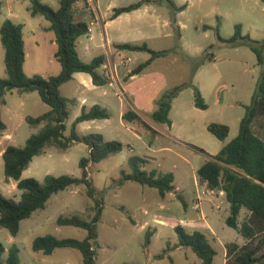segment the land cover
Wrapping results in <instances>:
<instances>
[{"label":"rangeland","instance_id":"374dc122","mask_svg":"<svg viewBox=\"0 0 264 264\" xmlns=\"http://www.w3.org/2000/svg\"><path fill=\"white\" fill-rule=\"evenodd\" d=\"M139 1L93 0L89 3L88 0H79L76 15L78 19H85L93 29L94 41L88 40L89 34L78 40L79 54L86 62L97 57L101 52L99 45L106 42L113 47V51L116 50L115 45L121 43H147L155 51H170L167 56L153 61L144 73L133 78V83L125 85V88L134 92L133 97L128 96V99L141 112V121H134L133 125L123 122L120 102L113 89L107 85L93 88L92 92L88 87L83 88L73 81L61 88L64 97L86 98L88 105L105 102L106 99L112 104L111 118L79 126L80 136L99 133L107 140L124 144L122 152L89 167V177L104 198V211L98 224L96 264H201L191 249L171 250L164 258H157L170 243L172 247L178 244L179 236L175 230L155 220H191L200 214L191 208L197 170L204 158L209 160L210 156L218 154L238 136L240 122L246 114V107L252 102L261 76L257 56L247 44L231 46L224 41H229L234 36L235 26L241 24L243 35L263 42L264 3L261 0H173L178 7L186 6L184 11L177 13V23L174 25V9L164 0L158 4H146L111 20L115 8ZM46 3L56 10L60 7V0H46ZM0 4V29L8 19L23 25L26 75H58L62 67L55 58L58 49L56 35L54 31L45 29L50 27V22L42 15L33 16L30 13L29 0H0ZM205 26L210 28L206 30ZM218 28L224 41L218 37ZM128 56L134 59L129 68L132 72L144 54L128 53ZM211 56H214L213 61L209 60ZM5 77V49L0 34V78ZM129 78L123 74L124 82ZM184 82H192L200 90L209 105L207 110L195 106L194 87H190L173 101L170 113L172 126L156 123L151 113L143 112L144 103L150 102L153 110H156L162 94ZM103 92L108 94L104 96ZM48 110L49 106L42 101L38 92H7L4 103H0V112L7 126L6 132L12 136V140L5 144L24 147L27 139L41 129V126H31L27 117H38ZM81 111L80 105L70 106L66 136L70 135L72 125ZM211 123L229 126L230 133L225 141L208 131L207 127ZM263 125V118L254 124V130L260 137H264ZM151 134H157V139H153ZM172 137L180 139L198 157L186 154L185 148L173 141ZM163 147L173 150H159ZM88 155L89 150L84 143H76L67 151L47 148L45 153L34 158L22 178H35L41 182L47 175L81 178L83 171L80 160ZM132 156L146 159L148 162L144 168L148 171L157 169L174 172L176 191L163 197L157 189L134 182L118 187L122 171L130 170L128 161ZM0 193L16 200L21 197L17 182L6 181L3 158H0ZM215 193L221 197L218 191ZM177 195H181L183 200ZM201 197L207 222L217 233L215 238L208 229L204 230L217 251L214 264H224L225 245L231 242L240 245L245 239L238 230L226 223L230 214V208L229 214L226 211L227 198L205 197V193ZM186 205L189 209H186ZM93 206L94 202L87 196L85 185L70 187L53 195L44 210L37 211L22 222L17 236H12L7 229L0 227V242L6 248L3 258L7 257L10 247L16 245L20 251V264H83L78 250L62 248L52 255H45L33 250V242L46 235L83 240L87 236L84 229L60 226L57 220L61 216L76 214L89 219L93 215ZM248 216L247 212L245 215L241 213L239 223L242 224ZM149 228L155 232L148 251H145ZM184 229L188 233L194 231L191 226Z\"/></svg>","mask_w":264,"mask_h":264},{"label":"trees","instance_id":"16d2710c","mask_svg":"<svg viewBox=\"0 0 264 264\" xmlns=\"http://www.w3.org/2000/svg\"><path fill=\"white\" fill-rule=\"evenodd\" d=\"M29 1L30 13L33 16L42 15L51 24L49 30L55 32L58 47L55 58L62 68L61 72L55 76H27L24 71L26 50L23 25L10 19L3 23L0 34L1 43L5 49L7 77L0 78V103H4L5 95L10 91L38 92L42 101L50 109L38 117H27V122L31 126H42V128L27 139L24 147L10 145L3 153L6 181L17 182L21 197L16 200L0 193V227L7 229L12 236H17L22 222L30 219L37 211L44 210L53 195L70 187L85 185L87 196L94 202L91 209L93 215L89 219L77 214L61 216L57 222L60 226L84 229L87 232L86 238L79 240L46 235L34 240L33 250L52 255L57 249H75L81 253L83 264H96L99 248L98 224L104 211V198L97 192L89 177V167L91 164L100 163L111 155L122 152L124 144L116 140H107L99 133L79 135V124L111 118V111L101 105H94L90 109L83 107L81 114L72 125L70 135L66 136L70 106H75L77 100L64 97L60 88L73 80L76 73L89 74L95 86L107 85L109 80L99 72L105 63V56H97L92 61L86 62L79 55L78 40L90 30L86 21L77 18L76 4L79 0H60V7L57 10L47 4L46 0ZM163 1L140 0L129 6L115 8L111 20L138 10L146 4H158ZM165 1L174 9L172 23L176 25L177 13L184 11L186 6L178 7L173 0ZM261 1L264 3V0ZM209 28L204 27L206 30ZM242 29L241 24L236 25L234 36L229 41L221 39L219 28L217 34L220 40L231 46L247 44L257 56L261 76L252 102L246 107V114L240 122L238 136L199 168L198 179L200 185L206 184L209 190L225 193L230 204V214L226 223L229 227L238 230L247 241L243 246L234 242L225 245L226 264H264V137L257 135L254 130L255 122L259 118L264 119V41L260 42L249 35H243ZM180 36L178 32V37ZM115 48L120 51L144 52L150 55L146 62L139 64L131 72V76L141 74L153 61L167 56L170 52L169 50L155 51L147 43H121L116 44ZM209 60L213 61L214 56H211ZM190 87H194L195 106L201 110H207L209 105L205 102L200 90L192 82H184L162 94L157 101V109L152 113L153 120L156 123L172 126L170 113L173 101ZM123 120L131 123L141 121V117L135 111L128 110L123 115ZM5 128L0 112V131ZM207 129L221 141H225L230 133L229 126L221 123H211ZM76 143H84L89 150L88 157L80 160V168L83 171L81 178L70 175H47L42 182L35 178H22L34 158L45 153L47 148L54 147L67 151ZM128 162L130 170L122 171L118 187L134 182L157 189L163 197L175 191L173 172H161L157 169L148 171L144 168L148 161L138 156L130 157ZM243 209L249 212V216L240 224L239 216ZM122 210L127 212L124 207ZM175 231L179 236V243L173 247L170 243L157 258H164L171 250L191 249L200 259L201 264H214L217 251L205 233L199 230L188 233L182 226H177ZM154 232L155 230L149 228L146 233L145 251H148ZM5 252L6 248L0 242V264H20V251L16 245L10 247L4 259Z\"/></svg>","mask_w":264,"mask_h":264},{"label":"crops","instance_id":"0c3cea01","mask_svg":"<svg viewBox=\"0 0 264 264\" xmlns=\"http://www.w3.org/2000/svg\"><path fill=\"white\" fill-rule=\"evenodd\" d=\"M92 1L93 0H88V2L89 3H92ZM97 1V0H96ZM84 21H86L85 19H83ZM89 28H90V32L88 33L89 34V37H93V40L92 41H94L95 39H94V36L92 35V31H93V29H92V27L91 26H89ZM46 30H49V26L48 27H46L45 28ZM106 33V32H105ZM106 35V34H105ZM89 37H88V40H89ZM90 41V40H89ZM55 43H56V39H55ZM100 46V49H101V52H100V54H98L97 56H101V55H103V56H105V63H104V65H109L111 68H113L114 69V67H115V69L117 70V74H118V77H119V80H118V87L119 88H122L124 91H125V93H126V95L125 96H122V95H120L119 94V92H118V90L117 89H115L114 87H112V86H110L109 84H107V86H109V87H111L112 89H113V91L115 92V95L117 96V98H118V100H119V102H120V107H119V110H120V115H121V117H122V119H123V115L128 111V110H133V111H135L140 117H141V112L140 111H138L136 108H134L133 107V102H131L129 99H128V96H130V97H133V95H134V92H133V90L132 89H129V88H125V85L126 84H128V83H130V82H132L133 83V78H136L137 76H139V75H136V76H131V71H130V66L131 65H133V62H134V59L132 58V57H130V56H128V53H137V54H144V57L142 58V60L140 61V64L141 63H144V62H146L149 58H150V55L148 54V53H144V52H128V51H120V50H117L116 48V50L115 51H113V47H111L110 46V44H109V42H106L105 44L103 43V44H100L99 45ZM77 47H78V43H77ZM77 50H78V48H77ZM79 52V51H78ZM80 55V54H79ZM81 57V56H80ZM127 58H130V59H132V63H130L129 65H127L126 66V68L125 67H123V66H121V64H122V62H123V60H125V59H127ZM92 61V60H91ZM90 62V61H89ZM150 66H148L146 69H148ZM146 69L142 72V73H144L145 71H146ZM105 67L104 66H102L101 68H100V70H99V72L102 74V75H104L105 74ZM126 74L127 76H129L130 78H129V80L128 81H126V82H124V80H123V74ZM141 73V74H142ZM78 79H79V81H78ZM73 81H76V82H78V86H81V87H83V88H89V89H91V91L92 92H94V89L93 88H99V87H103V86H95L94 84H93V80H92V77L89 75V74H86V73H76L75 75H74V78H73V80H71L70 82H73ZM70 82H68V83H70ZM67 84V83H66ZM65 85V84H64ZM63 87V86H62ZM61 87V88H62ZM61 88H60V91H61ZM157 93V92H156ZM103 94H104V96H106L108 93L107 92H103ZM155 97V96H154ZM67 98V97H66ZM152 98H153V96H152ZM69 99H71V98H69ZM73 99V98H72ZM76 99V98H75ZM77 100V104L76 105H80V107H81V109L83 108V107H86L87 109H90L92 106H94V105H101V106H103V107H107L109 110H111V108H112V104H111V102L108 100V99H106V100H104L105 102H101V103H98V102H93L91 105H88V101H87V99L86 98H82L81 100H79V99H76ZM126 100H128V101H126ZM75 105V106H76ZM142 105V104H141ZM143 107H144V113H153L154 112V110H153V108H152V104L150 103V102H148V103H144L143 105H142ZM50 109V108H49ZM49 111V110H48ZM96 121H98V120H92V121H87V122H83V123H81V124H79V126H81V125H86V124H95V122ZM123 122L124 123H127V124H129V125H133V123L134 122H131V123H128V122H126V121H124L123 120ZM79 126H78V129H79ZM41 128H42V126H41ZM6 130H7V126H6V128H5V130H3V131H0V158H3V153L5 152V150H6V148L8 147V146H10V145H8V144H5L7 141H9V140H12V136L11 135H9L7 132H6ZM79 133V132H78ZM151 136H152V138L153 139H157V134H151ZM106 139V138H105ZM173 141H175V142H177V143H179L181 146H183L185 149V152H186V154H190V156L191 157H194V158H196V157H198V155H196L195 153H194V151H192V150H190V149H188L189 147L185 144V143H183L182 141H180V139H178V138H175V137H172L171 138ZM170 150V151H172L173 150V148H170V147H163V148H161V149H159V150ZM211 157V156H210ZM207 161V158H204L203 159V162H202V164H201V166L205 163ZM200 166V167H201ZM199 167V168H200ZM199 168H198V170H199ZM198 170H197V173H198ZM174 173V172H173ZM175 175V174H174ZM197 185L198 186H200V190L199 191H201L202 193H205V197L206 196H208V197H212V198H223L222 196H224L225 198H226V195H225V193L224 192H222V191H218L219 193H220V195H221V197H218L217 195H216V193H215V191H211V190H209L208 188H207V186H206V184H204V185H200V183H199V180H198V175H197V177H196V180H195V183H194V190H193V194H194V200H193V198H192V206H193V204H194V201H195V197H196V195H197ZM175 191H176V187H175ZM174 191V192H175ZM177 197L179 198V197H181L182 198V196L181 195H177ZM180 199V198H179ZM183 199V198H182ZM227 200V199H226ZM227 203H228V206H227V209H226V211L228 212V209L230 208V204H229V202L228 201H226ZM192 208V207H191ZM217 209H219V206H217L216 207ZM186 209H189V206L188 205H186ZM246 209H243L242 211H241V213L242 214H244L245 215V212H247L248 213V215H249V212L248 211H245ZM202 212H203V214H204V210L202 209ZM228 214H229V212H228ZM204 216H205V214H204ZM182 220H185L187 223H188V225L187 226H184V228L185 227H193L194 228V231L195 230H199V231H201V232H203V233H205L204 232V230H209L210 232H211V234H212V236H214L215 238L217 237V233H216V231L214 230V228L207 222V218L205 217V220H202L201 219V216H200V214H197V216L195 217V218H192L191 220H186V219H182ZM157 223H159V224H161V225H165V226H169L171 229H173V230H175V228L177 227V221H162V220H158V219H156L155 220ZM179 221V220H178ZM173 222H175L174 224H173ZM240 222V221H239ZM172 224V225H171ZM246 239L244 240V243L243 244H240V246L242 245H244V244H246ZM226 248V247H225ZM168 254V253H167ZM166 254V255H167ZM225 260H224V264H226L227 263V250H226V252H225Z\"/></svg>","mask_w":264,"mask_h":264},{"label":"built area","instance_id":"2783aa9c","mask_svg":"<svg viewBox=\"0 0 264 264\" xmlns=\"http://www.w3.org/2000/svg\"><path fill=\"white\" fill-rule=\"evenodd\" d=\"M90 32V30H89ZM89 40L92 41L93 40V37H89ZM130 63H132V59L130 58H127L125 60H123L121 66L125 67L127 65H129ZM105 67V74L103 75L104 77H106L108 80H109V85L114 87L115 89L118 90L119 94L122 95V96H125L126 93L125 91L122 89V88H119L118 86V80H119V77H118V74H117V70L113 68H111L109 65H103ZM200 190V186L197 185V195L195 197V201H194V204L192 206V209L198 213H200V216H201V219L202 220H205V216L202 212V192L199 191ZM177 223V226H187L188 223L185 221V220H182L180 219L179 221L176 222Z\"/></svg>","mask_w":264,"mask_h":264},{"label":"water","instance_id":"95a60500","mask_svg":"<svg viewBox=\"0 0 264 264\" xmlns=\"http://www.w3.org/2000/svg\"><path fill=\"white\" fill-rule=\"evenodd\" d=\"M221 188V187H220Z\"/></svg>","mask_w":264,"mask_h":264}]
</instances>
